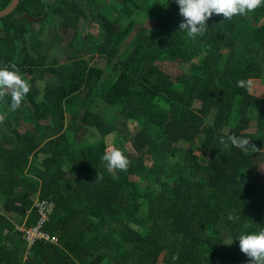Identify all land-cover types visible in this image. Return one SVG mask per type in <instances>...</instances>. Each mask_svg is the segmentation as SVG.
I'll return each mask as SVG.
<instances>
[{"label": "trees", "instance_id": "1", "mask_svg": "<svg viewBox=\"0 0 264 264\" xmlns=\"http://www.w3.org/2000/svg\"><path fill=\"white\" fill-rule=\"evenodd\" d=\"M183 19L176 0H19L0 17V67L31 85L18 110L0 101V264H248L238 237L264 228V97L248 91L264 84V6L213 14L196 38ZM111 134L126 171L101 159ZM36 197L54 201L56 245L15 229L37 221Z\"/></svg>", "mask_w": 264, "mask_h": 264}, {"label": "clouds", "instance_id": "2", "mask_svg": "<svg viewBox=\"0 0 264 264\" xmlns=\"http://www.w3.org/2000/svg\"><path fill=\"white\" fill-rule=\"evenodd\" d=\"M179 5V14L184 18L179 24V29L185 30L187 36L196 38L202 36L208 28V20L213 14L221 15L224 19H231L233 16H247L258 7L264 6V0H176ZM240 86H246L244 81L239 82ZM31 89L30 83L22 77L15 65L0 67V101L10 96V108L18 110L26 95ZM4 117L0 115V122ZM221 143H226L221 138ZM228 142L241 150H247L249 146L256 147L246 137L229 135ZM106 162L109 172L119 169L126 171L129 166V159L123 151L115 146L105 150L101 157ZM103 177L97 173L96 179ZM230 220L237 219L229 215ZM240 251L249 257L248 264H264V228L257 232L240 234Z\"/></svg>", "mask_w": 264, "mask_h": 264}, {"label": "rangeland", "instance_id": "3", "mask_svg": "<svg viewBox=\"0 0 264 264\" xmlns=\"http://www.w3.org/2000/svg\"><path fill=\"white\" fill-rule=\"evenodd\" d=\"M117 17H119V14L117 15ZM80 28L83 29V27L85 28V24L84 21H80ZM38 27V25H36V28ZM87 30L96 35L98 33L97 29L95 27L92 26H88ZM66 54V51H64L62 53V55ZM91 63H94L100 67L104 66V61L101 60L99 57L97 56H93L91 58ZM248 91L254 95L257 96H261L264 97V84L262 81H260L259 79H250L248 81ZM74 100H75V96H74V91L72 90V88H67L65 95L63 97V105L66 109V119H68L70 112L72 111V107L74 104ZM199 102L196 101L195 102V106H198ZM94 111L98 112L101 115H106L108 114L107 109L102 108L101 106H94L93 107ZM128 129L130 132H136V130H134V128L137 126V124L135 122H128ZM106 146L107 148L115 146L119 149H121L123 152H128L130 151V147L128 144H121L116 138L114 134H111L109 136L106 137ZM196 154H198V152H196ZM259 172L262 174L264 173V166L259 167ZM0 212H2V207L0 204ZM10 215H14L13 213ZM162 264V263H160Z\"/></svg>", "mask_w": 264, "mask_h": 264}, {"label": "built area", "instance_id": "4", "mask_svg": "<svg viewBox=\"0 0 264 264\" xmlns=\"http://www.w3.org/2000/svg\"><path fill=\"white\" fill-rule=\"evenodd\" d=\"M32 207L36 210V214L38 216L35 224L30 227L16 225L15 229L24 234V239L27 241L29 246L36 241L56 244L58 241L57 237L44 230L49 216L53 212L54 205L52 201L43 198H36Z\"/></svg>", "mask_w": 264, "mask_h": 264}, {"label": "water", "instance_id": "5", "mask_svg": "<svg viewBox=\"0 0 264 264\" xmlns=\"http://www.w3.org/2000/svg\"><path fill=\"white\" fill-rule=\"evenodd\" d=\"M19 0H11L10 3L0 10V17L5 16L9 14L17 5ZM27 19L31 22H38L42 20V17H31L29 15H26Z\"/></svg>", "mask_w": 264, "mask_h": 264}, {"label": "crops", "instance_id": "6", "mask_svg": "<svg viewBox=\"0 0 264 264\" xmlns=\"http://www.w3.org/2000/svg\"><path fill=\"white\" fill-rule=\"evenodd\" d=\"M66 117V116H65ZM36 198H38V197H36ZM35 198V199H36ZM39 198H41V197H39ZM34 199V200H35ZM43 199H48V200H51L50 198H43ZM52 201V203H53V205H54V201L53 200H51ZM33 206V205H32ZM55 206V205H54ZM32 209H33V207H32ZM53 210H54V208H53ZM14 214V213H13ZM36 214V213H35ZM37 215V214H36ZM11 216V218H15L16 217V215L14 214V215H10ZM38 217V216H37ZM27 221V217H25L24 218V220L22 221V225H24L25 224V222ZM58 239V238H57ZM44 244H47V243H44ZM49 244H51V243H49ZM57 244V243H56ZM56 244H54V245H56Z\"/></svg>", "mask_w": 264, "mask_h": 264}, {"label": "flooded vegetation", "instance_id": "7", "mask_svg": "<svg viewBox=\"0 0 264 264\" xmlns=\"http://www.w3.org/2000/svg\"><path fill=\"white\" fill-rule=\"evenodd\" d=\"M81 21V20H80Z\"/></svg>", "mask_w": 264, "mask_h": 264}]
</instances>
